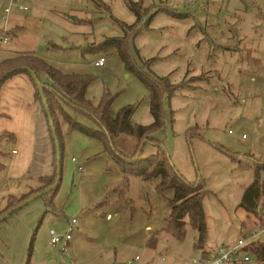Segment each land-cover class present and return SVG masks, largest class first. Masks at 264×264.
<instances>
[{
	"label": "rangeland",
	"instance_id": "rangeland-1",
	"mask_svg": "<svg viewBox=\"0 0 264 264\" xmlns=\"http://www.w3.org/2000/svg\"><path fill=\"white\" fill-rule=\"evenodd\" d=\"M8 3L0 0V37L6 30L12 40L1 62L31 54L65 74L87 75L93 80L87 100L98 106L110 95L113 113L132 106V123L150 126L149 89L127 72L117 49H99L107 39L127 38L136 67L149 77L168 78L173 94L163 95L165 126L151 138L163 142L188 183L205 187L207 237L199 245V231L188 219L183 238L166 229L174 191H157L160 176L127 180L104 142L64 124L59 189L12 216L33 223L31 238L41 254L45 248L53 254L51 264H126L136 256V264H192L205 250L234 245L259 229L261 216L241 204L255 181L251 159L264 163V0H24L28 11L14 8L3 22ZM134 26L127 35L126 28ZM101 58L104 66L96 67ZM13 65L2 64L1 75ZM65 108L82 126L99 130L87 113ZM141 144L122 135L115 149L133 159ZM15 149L13 142L0 144V210L8 196L41 187L29 175L31 159L22 164ZM156 153L148 142L140 159ZM33 154L40 160L41 152ZM260 178L264 183V172ZM73 218L79 223L73 247L71 241L59 260L60 245L51 247L50 230L64 235Z\"/></svg>",
	"mask_w": 264,
	"mask_h": 264
},
{
	"label": "trees",
	"instance_id": "trees-1",
	"mask_svg": "<svg viewBox=\"0 0 264 264\" xmlns=\"http://www.w3.org/2000/svg\"><path fill=\"white\" fill-rule=\"evenodd\" d=\"M137 7V5L133 4L132 10L139 17L140 12L136 9ZM134 28L136 27L134 26L126 28V34L128 33V29L133 30ZM135 32L132 34L133 36L136 34ZM16 33L14 34V37L16 36ZM133 36L130 38L131 40ZM126 39L127 38L107 39L100 46L99 49L101 51L117 49L119 57L123 62L127 72L137 77L149 89L151 95V114L154 118V122L150 126L136 125L132 123L131 119L134 113V108L132 106L123 108L117 114L113 113L112 104L114 99L110 98V95H105L100 104L98 106H95L86 98L87 90L93 81L89 76L80 74H64L53 66L49 65L44 60L31 54H24L18 56L16 55L13 58H9L1 62L0 78L7 71L13 68L28 67L37 74L39 80L42 82L47 103L52 115L54 129L60 144L61 179L64 148V135L62 132V124H65L70 128V130L80 131L85 135H88L94 139L104 142L107 151L121 166L123 174L125 175L127 180L129 176L141 177L147 181L152 180L157 176H160L162 181L157 187V191L161 194L165 193L168 190L174 191V198L169 199L171 213L167 219L166 229L169 230L176 237L183 238L187 225L186 219H188L192 227L199 231L200 236L198 244L204 245L207 237L206 215L203 206V199L205 197V187L200 181L194 184L188 183L173 166L163 142L156 141L155 139L151 138L152 134L162 131L165 126L162 98L163 95H167L170 98L173 97V94L168 91L167 84H169V80L168 78H159L156 76L149 77L145 73H143L139 68H137L127 50L128 46H126ZM131 40H129L128 42H130ZM6 62L9 64L15 62V65L10 67L8 70L4 71L1 75L2 64ZM18 74H25L31 79L28 73L18 72L8 77L1 84L0 90L9 79ZM43 74L47 75L50 81L54 83V85L53 83L50 84L49 82H45L42 78ZM31 81L36 91V99L41 104L42 110L46 116L48 130L52 142L54 144L55 172L52 177L41 179V187L37 190H32L27 195H24L20 198L10 196L7 199V204L5 208L0 210V217L6 212H8L10 209L19 205L25 199L30 198L33 195L38 194L53 186L58 177L57 154L55 140L53 138V132L49 125L47 114L42 104L38 89L34 81L32 79ZM65 106L71 108L72 110L83 111L90 115L99 125V130L92 131L79 124L73 118L71 113L67 111ZM122 135L136 137L139 142L142 143L139 152L133 159L125 157L121 152H118L117 149H115V142ZM5 140L15 142L16 137L12 134L5 133L4 135L0 136V144ZM148 142H153L155 144V148H157V153L146 159H140L141 155L144 152L146 143ZM1 154L5 156L4 153ZM160 155L162 158L160 157ZM251 161L252 166L255 169V181L247 189L246 195L243 199L241 206L244 207L248 212L253 213L255 215L257 213V206L260 199L264 198V183H261L260 178V174L264 172V163L258 162L255 159H251ZM2 167L4 168V165ZM59 187L60 184L49 194L55 193L59 189ZM53 205L54 204H51L49 207ZM16 212H14L13 214H15ZM263 223L264 222L261 221V224L257 227L262 226ZM33 242L34 240L32 239L26 264H30L31 261ZM209 252L210 251L203 252V255H207ZM253 252L255 253V258L252 264H264V241L257 243L253 249Z\"/></svg>",
	"mask_w": 264,
	"mask_h": 264
},
{
	"label": "crops",
	"instance_id": "crops-1",
	"mask_svg": "<svg viewBox=\"0 0 264 264\" xmlns=\"http://www.w3.org/2000/svg\"><path fill=\"white\" fill-rule=\"evenodd\" d=\"M12 30L15 31L14 29ZM8 45H3V47ZM13 57L9 56V58ZM42 78L45 82L53 83L45 74L42 75ZM35 95L34 85L27 75H16L2 86L0 90V136L8 133L16 137L13 143L17 149L13 150L12 154L14 156L18 155V159H21L22 164L27 162V158H30L29 175L33 174L35 179L40 182L41 179L54 175V144L48 130L46 116ZM63 126L64 124H62ZM33 149L36 151V155L41 152L39 155L40 160L34 161ZM19 175L18 173L14 174L17 178L20 177ZM10 196L17 197L14 195ZM10 196L6 198V203ZM13 215L9 216L7 220L0 222V264H26L32 239L34 242L30 264H51L53 260L51 256L53 254L51 253L50 255L47 248L41 254L39 252L40 245L36 244V237L31 238L33 223L22 218L13 219ZM68 221L70 222V220ZM78 230L81 232L79 227ZM72 240L73 237L67 242V249ZM59 245V252H56L57 256H60V252H62V243ZM71 247H73V241ZM53 249L56 250L55 248ZM212 250H205L204 252ZM61 259L62 257L60 256L59 260Z\"/></svg>",
	"mask_w": 264,
	"mask_h": 264
},
{
	"label": "built area",
	"instance_id": "built-area-1",
	"mask_svg": "<svg viewBox=\"0 0 264 264\" xmlns=\"http://www.w3.org/2000/svg\"><path fill=\"white\" fill-rule=\"evenodd\" d=\"M8 5L4 9L1 20L7 22L14 8L20 11H28V8L24 6V0H8ZM12 40L7 35V31L2 32L0 37V55L3 52V45H8ZM106 60L101 58L96 62L97 67L104 66ZM1 63V59H0ZM245 139L246 136H243ZM74 163L78 161L76 159L72 160ZM79 171L84 172L82 166H79ZM257 213L261 216V220L264 222V200L258 203ZM78 220L73 218L69 222V227L64 235L58 234L55 229L50 230L51 235V245L52 248H56L60 243H62L61 251L67 252V242L72 238V233L76 229ZM246 235L239 238L238 242L234 245H219L214 250L210 251L207 255H201L200 257H195L192 259V264H252L255 258V253L253 249L255 245L259 242H263L264 237V223L262 226L258 227ZM140 260L139 256H136L134 260H129L126 264H136Z\"/></svg>",
	"mask_w": 264,
	"mask_h": 264
},
{
	"label": "water",
	"instance_id": "water-1",
	"mask_svg": "<svg viewBox=\"0 0 264 264\" xmlns=\"http://www.w3.org/2000/svg\"><path fill=\"white\" fill-rule=\"evenodd\" d=\"M18 72H26V73H28L30 75L31 79L34 81V83H35V85H36V87L38 89L42 104H43V106L45 108V111H46V114H47L49 125H50V127L52 129V132H53V138L55 140L56 154H57V168H58L57 174H58V177H57V180H56V182H55V184L53 186L49 187L48 189H46V190H44V191H42V192H40L38 194L33 195L30 198L25 199L19 205L15 206L14 208L10 209L8 212L3 214L0 217V222H2L5 219H7L10 215H12L14 212L20 210L21 208H23L25 205H27L31 201H33V200H35L37 198H41V197L51 193L54 189H56V187H58V185L60 184V181H61V177H60V175H61V171H60V168H61L60 144H59V140H58V137H57L55 129H54V123H53L52 115H51V112H50V109H49V106H48V103H47V99H46V96H45L44 86H43L42 82L39 80L37 74L33 70L28 68V67L13 68V69L7 71L0 78V86L8 77H10V76H12V75H14V74H16Z\"/></svg>",
	"mask_w": 264,
	"mask_h": 264
}]
</instances>
